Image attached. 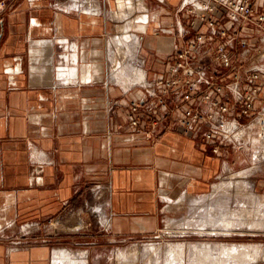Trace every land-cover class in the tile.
I'll return each mask as SVG.
<instances>
[{"label":"crops","instance_id":"0c3cea01","mask_svg":"<svg viewBox=\"0 0 264 264\" xmlns=\"http://www.w3.org/2000/svg\"><path fill=\"white\" fill-rule=\"evenodd\" d=\"M181 2L0 0V264H61V250L65 262L124 264L117 251L167 225L165 203L246 167L230 144L215 153L179 129L148 138L145 121H127L145 88L113 78L115 38L139 40L143 69L122 61L148 84L168 75ZM253 6L264 10V0ZM240 51L236 70L259 60Z\"/></svg>","mask_w":264,"mask_h":264},{"label":"built area","instance_id":"2783aa9c","mask_svg":"<svg viewBox=\"0 0 264 264\" xmlns=\"http://www.w3.org/2000/svg\"><path fill=\"white\" fill-rule=\"evenodd\" d=\"M179 13L180 43L164 60L168 75L148 84L144 71V81L131 85L144 84L145 91L128 103L127 121L133 128L145 121L148 138L156 128L179 129L215 144V153L225 144L237 148L248 126L242 119L264 99V55L242 72L233 52L262 53L264 10H255L253 0H182Z\"/></svg>","mask_w":264,"mask_h":264},{"label":"rangeland","instance_id":"374dc122","mask_svg":"<svg viewBox=\"0 0 264 264\" xmlns=\"http://www.w3.org/2000/svg\"><path fill=\"white\" fill-rule=\"evenodd\" d=\"M131 41V47L136 46L135 53L126 59L135 57V63L142 66L138 55L139 40L132 38ZM261 48L262 53L253 49L247 62L253 58L260 60L264 55V44ZM113 49L114 44L111 60ZM122 57L123 54H119V60L112 61L113 68L117 62L123 63ZM124 63L133 71L143 73L140 67L128 61ZM260 106V113L246 117L243 122L248 125L244 141L236 148L241 150L242 159L247 160L246 167L225 170L217 175L206 193H187L182 200L165 203L168 206L167 225L136 246L132 244L117 251L124 264H264V99ZM228 221L234 223L225 226ZM182 245L185 246L183 257L177 253V248ZM135 248L133 260L131 253Z\"/></svg>","mask_w":264,"mask_h":264},{"label":"bare ground","instance_id":"6f19581e","mask_svg":"<svg viewBox=\"0 0 264 264\" xmlns=\"http://www.w3.org/2000/svg\"><path fill=\"white\" fill-rule=\"evenodd\" d=\"M118 35V34H117ZM116 35V36H117ZM132 37L129 36L127 33H124L122 35H119L115 38L114 41V45H115V49H113L112 51V61H117L119 54L123 53L124 58H132L134 53H135V48L131 47L132 46V41H131ZM138 43H136L137 45ZM121 56V55H120ZM117 66L114 69V78L117 82L126 85H132L134 83H140L143 79H144V75L143 73L138 70V71H133L132 68H130V65L126 64V63H120L117 62ZM245 173H241V175H244ZM259 212V211H258ZM257 213V212H256ZM254 215V214H253ZM234 222L232 221H228L226 223H224L225 226L227 225H231ZM229 227V226H228ZM209 245H206V248H208ZM178 247V246H177ZM195 249L198 248V246H194ZM212 248V247H211ZM223 248V247H222ZM178 252L180 254V256H184L185 253V246H179L177 248ZM210 250V249H209ZM215 251V250H214ZM212 252V251H211ZM222 252V251H221ZM201 253V252H200ZM220 253V252H219ZM70 253L66 250H61V257H60V262L61 264H86L84 262H80L77 259L74 258H68L67 261L65 262L66 257H64L65 255H69ZM178 254V255H179ZM206 254V253H205ZM123 256V255H122ZM211 256V253H210ZM249 256V255H248ZM124 257V256H123ZM207 257V256H206ZM118 259L120 260V256L118 257ZM123 259V258H122ZM84 260V259H83ZM202 260V259H201ZM213 260V259H212ZM121 261V260H120ZM209 261V260H208ZM215 261V260H213ZM86 262V261H85ZM197 262V261H196ZM210 262V261H209ZM212 262V261H211ZM223 262V261H222ZM121 263V262H120ZM207 264V263H205Z\"/></svg>","mask_w":264,"mask_h":264},{"label":"trees","instance_id":"16d2710c","mask_svg":"<svg viewBox=\"0 0 264 264\" xmlns=\"http://www.w3.org/2000/svg\"><path fill=\"white\" fill-rule=\"evenodd\" d=\"M246 119H243V121H245Z\"/></svg>","mask_w":264,"mask_h":264}]
</instances>
